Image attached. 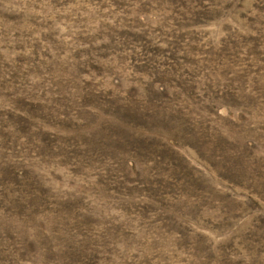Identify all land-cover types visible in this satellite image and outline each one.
<instances>
[{
  "label": "rangeland",
  "instance_id": "374dc122",
  "mask_svg": "<svg viewBox=\"0 0 264 264\" xmlns=\"http://www.w3.org/2000/svg\"><path fill=\"white\" fill-rule=\"evenodd\" d=\"M0 264H264V0H0Z\"/></svg>",
  "mask_w": 264,
  "mask_h": 264
}]
</instances>
